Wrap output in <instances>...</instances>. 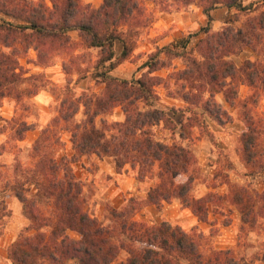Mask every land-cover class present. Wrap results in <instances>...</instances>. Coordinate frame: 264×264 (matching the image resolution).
I'll use <instances>...</instances> for the list:
<instances>
[{"label":"clouds","instance_id":"clouds-1","mask_svg":"<svg viewBox=\"0 0 264 264\" xmlns=\"http://www.w3.org/2000/svg\"><path fill=\"white\" fill-rule=\"evenodd\" d=\"M0 264H264V0H0Z\"/></svg>","mask_w":264,"mask_h":264},{"label":"trees","instance_id":"trees-1","mask_svg":"<svg viewBox=\"0 0 264 264\" xmlns=\"http://www.w3.org/2000/svg\"><path fill=\"white\" fill-rule=\"evenodd\" d=\"M127 55V53H125ZM73 224L74 226H79L77 218H73Z\"/></svg>","mask_w":264,"mask_h":264}]
</instances>
